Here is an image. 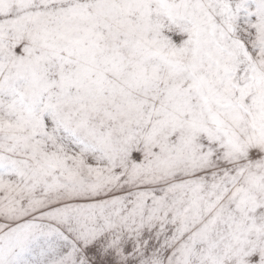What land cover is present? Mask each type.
<instances>
[{
    "label": "snow or ice",
    "instance_id": "1",
    "mask_svg": "<svg viewBox=\"0 0 264 264\" xmlns=\"http://www.w3.org/2000/svg\"><path fill=\"white\" fill-rule=\"evenodd\" d=\"M0 264H264V0H0Z\"/></svg>",
    "mask_w": 264,
    "mask_h": 264
}]
</instances>
